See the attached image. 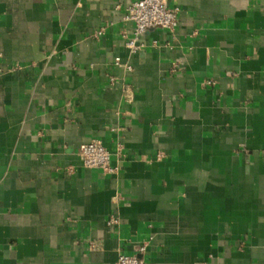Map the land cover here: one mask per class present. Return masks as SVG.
Segmentation results:
<instances>
[{
    "label": "crops",
    "instance_id": "0c3cea01",
    "mask_svg": "<svg viewBox=\"0 0 264 264\" xmlns=\"http://www.w3.org/2000/svg\"><path fill=\"white\" fill-rule=\"evenodd\" d=\"M131 1L0 0V264H264V0Z\"/></svg>",
    "mask_w": 264,
    "mask_h": 264
},
{
    "label": "built area",
    "instance_id": "2783aa9c",
    "mask_svg": "<svg viewBox=\"0 0 264 264\" xmlns=\"http://www.w3.org/2000/svg\"><path fill=\"white\" fill-rule=\"evenodd\" d=\"M120 4H116V9ZM125 18L134 24V36L127 45L134 51H139L146 43L142 37L153 27H162L174 31L179 24V8L169 5V0H132L126 7ZM103 31L100 30L99 34ZM115 64L122 65L121 58H115ZM131 69V66H128ZM2 56L0 54V74L2 72ZM79 155L83 164L89 168H99L105 172L115 171L111 164V152L102 140L94 138L80 145ZM118 219L111 216L107 221L110 228L117 226ZM93 247V244H91ZM146 250V244L140 251ZM115 264H145V261L136 254H119Z\"/></svg>",
    "mask_w": 264,
    "mask_h": 264
}]
</instances>
